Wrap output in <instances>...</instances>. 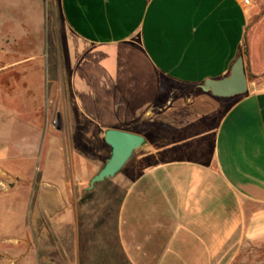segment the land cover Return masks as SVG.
Wrapping results in <instances>:
<instances>
[{"label": "crops", "instance_id": "0c3cea01", "mask_svg": "<svg viewBox=\"0 0 264 264\" xmlns=\"http://www.w3.org/2000/svg\"><path fill=\"white\" fill-rule=\"evenodd\" d=\"M58 2L72 38L70 158L33 187L47 221L32 220L28 264H231L263 249L264 0ZM240 54L256 76L247 93L190 94ZM109 128L147 144L87 191ZM82 133L96 135L90 156Z\"/></svg>", "mask_w": 264, "mask_h": 264}, {"label": "rangeland", "instance_id": "374dc122", "mask_svg": "<svg viewBox=\"0 0 264 264\" xmlns=\"http://www.w3.org/2000/svg\"><path fill=\"white\" fill-rule=\"evenodd\" d=\"M59 6L58 0H0V264H28L31 234L38 235L32 220L47 221L37 210L39 177L44 171L64 174L70 158L65 110L72 38ZM81 135L90 156L96 135ZM90 171L84 167L88 177ZM20 217L26 222L21 230ZM231 264H264V248L238 254Z\"/></svg>", "mask_w": 264, "mask_h": 264}, {"label": "water", "instance_id": "95a60500", "mask_svg": "<svg viewBox=\"0 0 264 264\" xmlns=\"http://www.w3.org/2000/svg\"><path fill=\"white\" fill-rule=\"evenodd\" d=\"M248 82L243 55L240 54L226 77L206 79L198 87L203 93L215 97L231 98L247 93ZM103 139L109 147V156L99 171H96L90 178L87 191L93 190L96 184L98 185L121 172L133 154L147 144V139L143 135L119 128L104 130Z\"/></svg>", "mask_w": 264, "mask_h": 264}, {"label": "trees", "instance_id": "16d2710c", "mask_svg": "<svg viewBox=\"0 0 264 264\" xmlns=\"http://www.w3.org/2000/svg\"><path fill=\"white\" fill-rule=\"evenodd\" d=\"M248 46H247V42H245V46H244V51H243V54H244V56L245 57H247V52H248V48H247ZM264 74V73H263ZM247 77H248V80L249 81H252L256 76L255 75H253V74H248L247 75ZM195 92H201V90H200V88L198 87V86H195L194 88H193V90L192 91H190V94H193V93H195Z\"/></svg>", "mask_w": 264, "mask_h": 264}, {"label": "built area", "instance_id": "2783aa9c", "mask_svg": "<svg viewBox=\"0 0 264 264\" xmlns=\"http://www.w3.org/2000/svg\"><path fill=\"white\" fill-rule=\"evenodd\" d=\"M240 3H242L245 7H248L251 5V0H237ZM53 123H57V120H54Z\"/></svg>", "mask_w": 264, "mask_h": 264}]
</instances>
